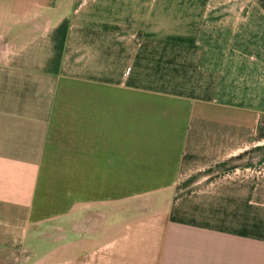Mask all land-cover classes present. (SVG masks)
<instances>
[{
    "label": "crops",
    "instance_id": "obj_1",
    "mask_svg": "<svg viewBox=\"0 0 264 264\" xmlns=\"http://www.w3.org/2000/svg\"><path fill=\"white\" fill-rule=\"evenodd\" d=\"M0 264H264V0H0Z\"/></svg>",
    "mask_w": 264,
    "mask_h": 264
}]
</instances>
